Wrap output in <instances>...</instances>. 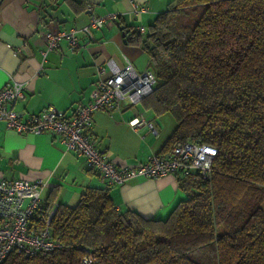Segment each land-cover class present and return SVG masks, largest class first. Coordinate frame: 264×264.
Segmentation results:
<instances>
[{
    "label": "trees",
    "instance_id": "trees-1",
    "mask_svg": "<svg viewBox=\"0 0 264 264\" xmlns=\"http://www.w3.org/2000/svg\"><path fill=\"white\" fill-rule=\"evenodd\" d=\"M119 27L155 76L143 108L173 116L166 148H216L209 178L175 175L187 198L163 219L117 209L106 185L71 206L53 189L31 221L39 227L53 209L62 247L12 250L0 264H83L86 254L91 264H264V0H169L143 33Z\"/></svg>",
    "mask_w": 264,
    "mask_h": 264
},
{
    "label": "crops",
    "instance_id": "crops-1",
    "mask_svg": "<svg viewBox=\"0 0 264 264\" xmlns=\"http://www.w3.org/2000/svg\"><path fill=\"white\" fill-rule=\"evenodd\" d=\"M168 1L84 0L86 9L76 11L65 0H0V88L13 79L24 83V96L13 105L17 111H23L24 118L49 106L70 114L77 103L90 99L96 64L105 65L109 57L123 63L126 56L137 71L148 67L147 55L123 38L119 26L123 23L145 28ZM132 2L144 5L145 11L138 16L131 14ZM105 12H116L122 17L110 27L92 29L91 37L78 31V45L74 48L62 40L42 55L47 29H79L89 23L91 15ZM136 112L153 124L155 133L145 125L137 130L130 127L127 121ZM168 113L155 114L143 108L141 102L110 112L96 110L92 114L91 133L108 158L118 165H133L151 153L168 149L166 142L175 124ZM0 175L6 179L43 181L40 205L53 189L55 203L71 206L87 188L106 185L86 166L82 156L63 148L58 136L19 133L8 129L2 119ZM108 193L117 209H131L143 217L160 219L179 200L187 198L174 175L133 177L108 186Z\"/></svg>",
    "mask_w": 264,
    "mask_h": 264
},
{
    "label": "built area",
    "instance_id": "built-area-1",
    "mask_svg": "<svg viewBox=\"0 0 264 264\" xmlns=\"http://www.w3.org/2000/svg\"><path fill=\"white\" fill-rule=\"evenodd\" d=\"M145 9L144 5L132 2L130 13L138 16ZM121 17L113 12H105L91 15L89 23L79 29L49 28L44 34L46 48L41 53L44 56L62 40H65L69 48H74L78 45V31L91 37L92 29L110 27ZM133 29L144 31L143 26H135ZM124 59L120 63L109 57L105 65L96 64L90 99L85 103H77L68 115L49 106L24 118L23 111H17L13 106L24 96V83L9 80L0 88V119L4 120L8 129L19 133H49L58 136L63 148L82 156L86 166L107 186L121 184L133 177L184 176L191 172H196L203 181L207 180L216 153V148L207 144L192 141L175 143L167 151L151 153L133 165H118L97 147L91 133L94 111L101 109L110 112L123 107L131 108L151 92L155 83L154 73L148 67L137 71L126 56ZM127 122L134 130L145 125L148 131L156 132L153 124L137 112ZM43 187L44 182L40 179H6L0 175V263L12 250L33 256L62 247L60 239L50 231L53 209L41 219L39 227L31 221L40 206ZM82 249L87 251L85 247ZM81 263H93L92 257L84 255Z\"/></svg>",
    "mask_w": 264,
    "mask_h": 264
},
{
    "label": "rangeland",
    "instance_id": "rangeland-1",
    "mask_svg": "<svg viewBox=\"0 0 264 264\" xmlns=\"http://www.w3.org/2000/svg\"><path fill=\"white\" fill-rule=\"evenodd\" d=\"M113 13H116V12H113ZM117 14V13H116ZM140 102V101H139ZM168 114H170V113H168ZM168 150V149H167ZM166 150V151H167ZM160 153H163V152H160ZM177 175V174H176ZM175 176V175H174ZM261 207L264 209V200H263V202H262V204H261Z\"/></svg>",
    "mask_w": 264,
    "mask_h": 264
},
{
    "label": "bare ground",
    "instance_id": "bare-ground-1",
    "mask_svg": "<svg viewBox=\"0 0 264 264\" xmlns=\"http://www.w3.org/2000/svg\"><path fill=\"white\" fill-rule=\"evenodd\" d=\"M134 27H135V26H134ZM134 27H133V28H134ZM136 27H137V26H136ZM143 28H144V27H143ZM144 30H145V28H144ZM136 31H137V30H136ZM137 32H139V31H137ZM143 32H144V31H143ZM141 33H142V32H141Z\"/></svg>",
    "mask_w": 264,
    "mask_h": 264
}]
</instances>
